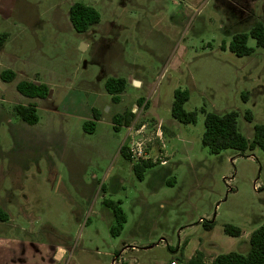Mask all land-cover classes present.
Listing matches in <instances>:
<instances>
[{
  "label": "rangeland",
  "instance_id": "1",
  "mask_svg": "<svg viewBox=\"0 0 264 264\" xmlns=\"http://www.w3.org/2000/svg\"><path fill=\"white\" fill-rule=\"evenodd\" d=\"M74 3L96 9L99 23L75 32ZM257 22L264 0H0V73L16 74L0 87V264H189L198 251L206 262L247 253L264 224V152L211 154L201 110L236 112L248 140L264 124V48L252 38L249 56L227 48ZM35 78L49 89L44 99L16 91ZM108 78L126 80L119 103L105 92ZM176 90L188 91L195 124L172 118ZM29 104L34 125L14 112ZM130 110L131 125L114 129L112 117ZM141 127L136 139L153 165L139 180L133 165L144 160L120 149ZM111 204L126 217L117 236Z\"/></svg>",
  "mask_w": 264,
  "mask_h": 264
},
{
  "label": "trees",
  "instance_id": "2",
  "mask_svg": "<svg viewBox=\"0 0 264 264\" xmlns=\"http://www.w3.org/2000/svg\"><path fill=\"white\" fill-rule=\"evenodd\" d=\"M70 23L77 33H85L91 26L96 25L100 21V15L96 9L87 6L83 3H74L69 10ZM7 34H0V46L4 44L7 39ZM252 38L256 41L258 48H264V25L257 22L247 32H238L232 36L231 42L227 48L231 53L237 57L249 56L253 49L247 46L248 39ZM225 50V46H222ZM16 74L11 70H4L0 73V80L2 83H10L15 78ZM126 88V80L121 78H108L105 82V92L110 95L113 103L121 101V94ZM48 87L44 84H35L31 81H21L16 85V91L28 99H44L48 93ZM189 99L188 91L176 90L174 92V100L171 106V116L176 121L183 124H195L197 119V112H187L184 110V105ZM142 100H139L141 103ZM14 112L22 121L29 125H34L38 122L37 109L35 104L16 105ZM93 119L98 120V114L93 109ZM204 118V132L202 136V144L211 154L218 155L225 150H236L240 156H244L247 151H252L259 148L264 152V124L256 125L254 127V134L251 140L244 137L237 128L236 112H227L224 114L208 113L203 109ZM135 118V114L130 111L116 114L112 117V124L114 129L119 126L129 127ZM246 120L252 121L250 113L246 114ZM95 122L89 121L83 125L85 131L91 132L94 129ZM122 156L131 160L128 154V147L123 145L120 149ZM153 164L147 161H140L133 165V171L139 180L143 179V173L146 168ZM113 215L116 224L111 228V234L117 236L123 229L126 223V217L118 205L111 204ZM8 220V215L0 208V221ZM213 224L207 222L204 224L206 230H211ZM224 233L232 237H239L241 235L240 229L232 225H225ZM189 264H264V224L254 230L249 237V249L247 253L242 254L238 252H229L226 254L217 255L211 262L204 260L201 252L196 254L189 260Z\"/></svg>",
  "mask_w": 264,
  "mask_h": 264
},
{
  "label": "built area",
  "instance_id": "3",
  "mask_svg": "<svg viewBox=\"0 0 264 264\" xmlns=\"http://www.w3.org/2000/svg\"><path fill=\"white\" fill-rule=\"evenodd\" d=\"M142 128L143 127H141V129H137L136 131H133V135H131L133 139H136L137 134L138 135L141 134ZM135 134H136V136H135ZM155 134H156L157 138H159L158 140L160 141V138L162 139V131H161V128L159 126L157 127ZM143 144L144 143L142 141H140V139H136V140H133L131 142V145L128 147V154L130 155V158L138 160V161L147 160L146 159L147 154L145 152V148L143 147ZM162 163H164V162H162Z\"/></svg>",
  "mask_w": 264,
  "mask_h": 264
},
{
  "label": "crops",
  "instance_id": "4",
  "mask_svg": "<svg viewBox=\"0 0 264 264\" xmlns=\"http://www.w3.org/2000/svg\"><path fill=\"white\" fill-rule=\"evenodd\" d=\"M7 70H11V69H7ZM12 71V70H11ZM35 84H42L39 80H37L36 78L32 81Z\"/></svg>",
  "mask_w": 264,
  "mask_h": 264
},
{
  "label": "water",
  "instance_id": "5",
  "mask_svg": "<svg viewBox=\"0 0 264 264\" xmlns=\"http://www.w3.org/2000/svg\"><path fill=\"white\" fill-rule=\"evenodd\" d=\"M134 83H138V82H134ZM0 87L5 88V85L2 82H0Z\"/></svg>",
  "mask_w": 264,
  "mask_h": 264
}]
</instances>
